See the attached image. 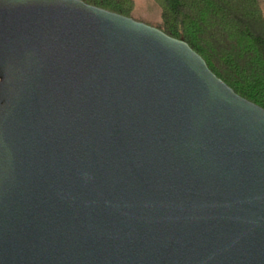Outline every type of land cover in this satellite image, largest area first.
Returning a JSON list of instances; mask_svg holds the SVG:
<instances>
[{
	"label": "water",
	"instance_id": "1",
	"mask_svg": "<svg viewBox=\"0 0 264 264\" xmlns=\"http://www.w3.org/2000/svg\"><path fill=\"white\" fill-rule=\"evenodd\" d=\"M0 264H264V109L143 21L0 0Z\"/></svg>",
	"mask_w": 264,
	"mask_h": 264
},
{
	"label": "trees",
	"instance_id": "2",
	"mask_svg": "<svg viewBox=\"0 0 264 264\" xmlns=\"http://www.w3.org/2000/svg\"><path fill=\"white\" fill-rule=\"evenodd\" d=\"M83 1L125 16H130L133 5L132 0ZM157 1L161 23L152 26L186 42L235 93L264 109V0ZM236 2L242 6L241 10H235ZM234 10L235 14L253 19L255 27L237 21L232 15ZM234 20L236 25L232 24ZM211 28L218 30L217 40L226 55L222 60L211 47L212 42L217 43Z\"/></svg>",
	"mask_w": 264,
	"mask_h": 264
},
{
	"label": "rangeland",
	"instance_id": "3",
	"mask_svg": "<svg viewBox=\"0 0 264 264\" xmlns=\"http://www.w3.org/2000/svg\"><path fill=\"white\" fill-rule=\"evenodd\" d=\"M133 1V5H132V9L130 11V17L139 20V21H143L147 24H151V25H159L161 23V7L158 3L157 0H132ZM234 3V1H233ZM235 10H241L240 8H242V6L240 4H238L237 2L234 4ZM234 9V8H233ZM232 11V15L233 17L239 21V22H244V24H247L246 22H248L249 24H251V27H255L256 23L254 22L253 19H248L242 15H237L234 13L235 12ZM263 12H264V4H263ZM241 18H240V17ZM236 20L233 21L232 24L236 25L237 22ZM210 27V25H209ZM208 27V28H209ZM207 31H209L207 29ZM211 31H213L212 34V38L214 39V41L216 40V42H212L211 47L212 49H215L216 52L218 53V59L222 60L224 57H226V55L222 54V44L218 42V30L215 28H211Z\"/></svg>",
	"mask_w": 264,
	"mask_h": 264
}]
</instances>
